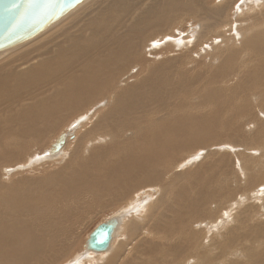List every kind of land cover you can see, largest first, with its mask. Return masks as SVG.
Listing matches in <instances>:
<instances>
[{"label":"bare ground","instance_id":"obj_1","mask_svg":"<svg viewBox=\"0 0 264 264\" xmlns=\"http://www.w3.org/2000/svg\"><path fill=\"white\" fill-rule=\"evenodd\" d=\"M77 114L89 120L75 140L63 131L36 153ZM24 157L43 173L3 174ZM139 191L142 210L157 207L148 224L128 217L130 243L108 251L114 217L95 251L98 223L73 264L90 252L131 264L126 248L162 249L164 264H264V0H84L0 52V264H58L83 222L81 194L106 208Z\"/></svg>","mask_w":264,"mask_h":264},{"label":"rangeland","instance_id":"obj_2","mask_svg":"<svg viewBox=\"0 0 264 264\" xmlns=\"http://www.w3.org/2000/svg\"><path fill=\"white\" fill-rule=\"evenodd\" d=\"M189 16L187 15H185L181 20V24H179L181 27H185V25H186V23L187 22H190L188 19H185V18H188ZM192 26V25H191ZM32 40H34V39H32ZM32 40H30V41H32ZM30 41H28V42H30ZM27 42V43H28ZM27 43H25V44H27ZM24 45V44H23ZM81 115H85L86 113H80ZM80 114H77L76 116H74V117H71V118H69V119H67L65 122H63L62 123V125L60 126V127H58L55 131H52L51 133H49V136H47V138H45V141L43 142V143H41V144H38V148H37V150H36V153H41V151L43 150V149H46V147L47 146H49V143L50 142H52L56 137H57V135L59 134V133H61V132H63V131H68L69 133L71 132V134H69L70 136H69V140H68V144L71 142V141H73V140H75L76 139V137H77V135L78 134H80L81 132H82V129L84 128V124H85V121H88L89 119H87V117L82 121V120H80L81 119V116H80ZM260 115L261 116H263L262 115V113H260ZM80 118V119H79ZM78 120V121H77ZM76 122V123H75ZM82 122V123H81ZM75 124V125H74ZM81 124V125H80ZM83 124V125H82ZM74 125V126H73ZM76 125H78V127L76 126ZM71 126H73V128L71 127ZM66 129V130H65ZM222 150H223V152H229L228 150H230L229 148H227V147H222ZM66 152V151H65ZM220 152H221V150H220ZM251 153H254L253 151H251ZM203 154V153H202ZM61 155V156H60ZM59 156L60 157H54V158H56V159H53L52 157V160H50V161H47L48 163H50L51 165H49V166H47L46 165V167H45V169H52V168H55V167H57V166H59L61 163H62V160H64L65 158H66V156L64 155V153L62 152L61 154H60ZM198 155H199V157H198ZM65 156V157H64ZM196 156V157H195ZM201 156V154H200V152H197V150H195V153H194V155L192 156V155H189V156H187V157H185L182 161H180L178 164H179V169H184V168H186V167H189V166H193L196 162L195 161H193L195 158H201L200 157ZM198 159V160H199ZM31 159H29L28 157H24L22 160H20V161H18V162H15V164H13V165H11L12 166V168H13V170H10V171H7V170H4V169H2L1 171H3V174H14L15 172H24V174L25 175H34V174H40V173H43V171H39V170H37V171H34L33 170V167H32V165L35 163L34 161L32 162V164H31V161L33 160H31ZM49 160V159H48ZM186 160H190L188 163L190 164V165H188V163L187 164H185L184 162H186ZM54 161V162H53ZM46 162V161H45ZM60 162V163H59ZM183 162V163H182ZM39 164V163H38ZM175 164V163H174ZM16 165H20V166H23L22 168L20 167V168H16L15 166ZM29 165V166H28ZM37 165V164H36ZM181 165V166H180ZM173 166V165H172ZM3 167V166H2ZM5 168H8L9 167V165L7 164V165H5L4 166ZM7 171V172H6ZM153 188V190L151 191H149L147 194L149 195V196H151L152 194L154 195L155 193V195L154 196H152V198H151V200L152 199H155V197H156V195L158 194L157 193V189H156V187H152ZM155 192V193H154ZM82 193V192H81ZM80 193V194H81ZM141 193V194H140ZM79 194V195H80ZM85 195H87V197L85 196ZM88 193L87 194H81L80 196V200L82 199V196H83V198H85V200H86V202L82 205V207H83V211H82V213H80V215H81V218L83 219V222L81 223V224H79V229L78 230H76V229H73V231H72V233L74 234V237H77L75 240H76V242H75V245H73V246H71L70 247V249H69V252H68V254H67V256H66V258L65 259H63V260H60L59 261V263L58 264H63V263H67V264H73V263H75L78 259V257H77V254L79 253H82L83 251H84V243H85V239H86V237H87V235H88V233H90L91 232V230L98 224V223H100V222H104V221H106V220H108V219H110V218H114V217H116V216H119V217H121L120 219H119V229H117L118 231H116V233H115V237H113V240H112V242H111V244H110V249H108V251L109 250H114V248L119 244V243H121V242H123V243H125L126 245H125V247L126 246H128V244L130 243V237H129V234L127 233L128 232V230H126V229H128L129 228V225H128V221L127 222H125L126 220H127V218L128 217H130V219L133 221L132 222V224L134 223H136V225H140L141 226V224H142V221H144L143 222V224L145 223V224H148V222H146L144 219H143V216L144 215H150V214H152V213H154V211L157 209V207H155V206H152L150 209H149V211L147 212H145V210H142L141 209V205L144 203V201L142 200L143 199V194H142V191H139V192H137L136 194H133V195H131V196H128L127 197V199L125 200V199H123V200H121V201H119V202H112L111 204H109L106 208L104 207V208H101V206L98 204V202L99 201H101L102 199L104 200V198H99V200L97 201V202H95L96 200H94V199H92V200H89V199H87L88 198ZM106 197V196H105ZM107 197H110V198H108V199H112V197H111V195L110 196H107ZM142 198V199H141ZM64 199V200H63ZM67 199V200H66ZM130 199V200H129ZM138 199V200H137ZM59 200V199H58ZM61 200V199H60ZM77 199H72V198H62V200H61V202L62 203H66V204H74V203H76V202H79L78 200L76 201ZM56 201V200H55ZM74 201V202H73ZM139 201V202H138ZM141 201V202H140ZM60 202V203H61ZM136 202V203H135ZM142 203V204H141ZM97 206H96V205ZM146 204H148V203H146ZM99 205V206H98ZM139 206V207H138ZM99 207V208H98ZM132 207V208H131ZM134 207V208H133ZM87 208V209H86ZM124 208V209H123ZM153 209H155V210H153ZM123 210V211H122ZM143 211V212H141V211ZM138 212V213H137ZM135 213V214H134ZM145 213V214H144ZM149 213V214H148ZM156 213V212H155ZM134 214V215H133ZM143 214V215H142ZM83 215V216H82ZM142 218H141V217ZM132 217V218H131ZM139 217H140V219H139ZM135 218H137V219H135ZM61 219H64V217L63 216H59L58 218H57V220L58 221H61ZM142 219V220H141ZM212 222V221H211ZM126 223V224H125ZM206 226H205V225ZM203 225V227H202V232H207V228H208V226L210 225L211 227H212V225H213V223H209V225L207 226V224L206 223H203L202 224ZM74 226L76 227V224H74ZM195 226V227H194ZM193 227L194 228H199L198 227V225H194ZM125 228V230H124V228ZM126 227H128V228H126ZM205 227H207V228H205ZM123 228V229H122ZM213 228V227H212ZM138 232V231H137ZM77 235V236H76ZM118 235V236H117ZM137 235H139L138 237H137ZM143 235V234H142ZM141 235V233L140 232H138L135 236H134V238L136 239V237H137V239L139 238L140 239V237L142 236ZM124 237V238H123ZM74 247V248H73ZM107 251V252H108ZM84 252H86V251H84ZM112 252V251H111ZM77 253V254H76ZM92 255V258L91 257H89V258H91V262H89L90 264H102V261L100 262V260H97V261H94L93 260V256H94V254H96V253H92V252H90ZM89 253V254H90ZM164 251L162 250V249H159V250H155V253H153V254H148L147 255V253L145 254V253H140V254H134L133 252H129V248H126L123 252H122V254H121V256H120V258H127V259H129L132 263L131 264H164V262H162V260H163V258H165V256H164ZM78 254V255H79ZM75 255V256H74ZM102 255V254H101ZM147 255V256H146ZM107 257V256H106ZM105 257V258H106ZM104 258V259H105ZM69 259H70V261H69ZM74 259V260H73ZM103 259V260H104ZM187 259H191V257H187V258H185L183 261H184V264H189L188 263V260ZM76 260V261H75ZM88 260V261H89ZM185 261H187L186 263H185ZM88 262H87V264H89ZM177 264V260H175V262H173V263H169V264ZM182 264V263H181Z\"/></svg>","mask_w":264,"mask_h":264},{"label":"water","instance_id":"obj_3","mask_svg":"<svg viewBox=\"0 0 264 264\" xmlns=\"http://www.w3.org/2000/svg\"><path fill=\"white\" fill-rule=\"evenodd\" d=\"M83 1L39 0L30 6L28 0H0V52L45 31ZM14 2L18 4L16 8H12ZM62 138L63 134H60L57 141ZM56 149L57 146L52 148L53 151ZM115 225L114 218L99 223L87 237V248L95 251L106 249Z\"/></svg>","mask_w":264,"mask_h":264},{"label":"snow or ice","instance_id":"obj_4","mask_svg":"<svg viewBox=\"0 0 264 264\" xmlns=\"http://www.w3.org/2000/svg\"><path fill=\"white\" fill-rule=\"evenodd\" d=\"M28 2H29L30 6H34L39 2V0H28ZM17 6H18L17 3H15V2L12 3V8H16ZM9 11H11V9H9Z\"/></svg>","mask_w":264,"mask_h":264}]
</instances>
